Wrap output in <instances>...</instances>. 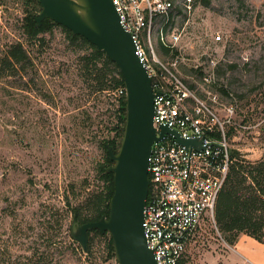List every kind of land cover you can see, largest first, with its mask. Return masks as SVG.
I'll use <instances>...</instances> for the list:
<instances>
[{
    "label": "rangeland",
    "instance_id": "obj_1",
    "mask_svg": "<svg viewBox=\"0 0 264 264\" xmlns=\"http://www.w3.org/2000/svg\"><path fill=\"white\" fill-rule=\"evenodd\" d=\"M25 7L26 0H0L1 64L12 43L31 58L12 74L0 66V264H118L109 232H91L90 254L73 239L70 208L105 185L103 141L115 135L119 115L113 82L109 76L97 89L82 58L91 50L71 43L62 27L29 38ZM216 31L222 41L213 40ZM180 45L190 61L180 71L191 83L209 72L210 58L217 61L216 79L237 99L231 144L251 161L264 157V0H195ZM157 47L169 61L172 54ZM217 230L207 215L186 264H234Z\"/></svg>",
    "mask_w": 264,
    "mask_h": 264
},
{
    "label": "built area",
    "instance_id": "obj_2",
    "mask_svg": "<svg viewBox=\"0 0 264 264\" xmlns=\"http://www.w3.org/2000/svg\"><path fill=\"white\" fill-rule=\"evenodd\" d=\"M113 1L151 76L157 135L167 126L182 138L199 143L185 146L166 133L153 144L149 158L145 237L157 264H177L207 215L217 229L215 204L230 168L237 157H252L231 144L229 129H237V99L216 79L217 61L208 60L210 70L200 81L191 83L181 74L180 68L190 61L180 41L195 0ZM211 35L215 42L223 40L220 31ZM158 45L163 53L172 54L169 61L158 56ZM192 66L199 68L201 63ZM109 93L119 108L126 97L125 85ZM223 93L231 100H224Z\"/></svg>",
    "mask_w": 264,
    "mask_h": 264
},
{
    "label": "water",
    "instance_id": "obj_3",
    "mask_svg": "<svg viewBox=\"0 0 264 264\" xmlns=\"http://www.w3.org/2000/svg\"><path fill=\"white\" fill-rule=\"evenodd\" d=\"M42 10L36 16L40 25L45 18L67 27L96 45L119 67L126 87L125 127L117 151L108 147L114 164V193L109 215L79 223L73 216L71 235L85 252L89 230L109 232L119 264H157L145 237L144 207L149 192V158L153 144L166 133L173 134L185 146L198 145L184 139L175 130L162 126L157 135L153 124L154 97L151 76L136 53L131 32L121 23L113 0H39Z\"/></svg>",
    "mask_w": 264,
    "mask_h": 264
},
{
    "label": "trees",
    "instance_id": "obj_4",
    "mask_svg": "<svg viewBox=\"0 0 264 264\" xmlns=\"http://www.w3.org/2000/svg\"><path fill=\"white\" fill-rule=\"evenodd\" d=\"M41 10L42 5L39 0H26L23 27L29 38H37L43 32L53 31L57 26L62 27L71 43L87 46L91 50L89 53L84 54L82 58L85 68L88 70L87 75L95 76L98 90L106 88L109 76L111 82H113V88L124 85L122 73L116 63L107 57L103 51H99L96 45L88 39L73 34L70 29L50 18H45L38 25L36 16L39 15ZM162 48L167 50L165 47ZM1 61V69L7 68L12 74L21 69H26V65L31 62V58L22 43H12ZM234 66L232 65V67ZM224 92L226 91L224 90ZM118 114L117 123L114 126L115 135L103 141L106 155L105 162L99 166V172L104 180V187L90 191L87 199L78 205L71 206L70 200L67 201L68 205L71 206L73 216L76 214L77 220L81 224L96 221L109 215L110 199L114 193V178L113 173L108 172V169L114 162L109 156L108 147L113 146L114 150L117 151L120 146L125 127L126 97L121 99ZM233 131L234 129L231 127L229 129L230 136ZM84 209L87 210L85 214ZM214 219L218 231L226 242L231 245L235 244L241 233L248 234L264 242V157L256 161L237 157L218 195L214 209ZM92 231L100 232L97 229H91L89 234ZM91 242L92 237L90 235L87 254L91 252ZM108 250L112 256H116L112 237L108 242ZM186 263L187 259L185 257L177 262V264Z\"/></svg>",
    "mask_w": 264,
    "mask_h": 264
},
{
    "label": "crops",
    "instance_id": "obj_5",
    "mask_svg": "<svg viewBox=\"0 0 264 264\" xmlns=\"http://www.w3.org/2000/svg\"><path fill=\"white\" fill-rule=\"evenodd\" d=\"M230 250L228 256L234 264H264V242L248 234L241 233Z\"/></svg>",
    "mask_w": 264,
    "mask_h": 264
}]
</instances>
